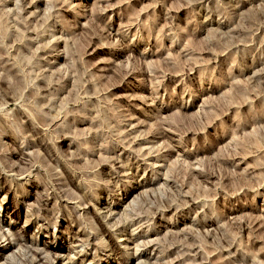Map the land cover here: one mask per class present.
I'll return each instance as SVG.
<instances>
[{
    "label": "rangeland",
    "instance_id": "1",
    "mask_svg": "<svg viewBox=\"0 0 264 264\" xmlns=\"http://www.w3.org/2000/svg\"><path fill=\"white\" fill-rule=\"evenodd\" d=\"M48 259L264 264V0H0V264Z\"/></svg>",
    "mask_w": 264,
    "mask_h": 264
},
{
    "label": "bare ground",
    "instance_id": "2",
    "mask_svg": "<svg viewBox=\"0 0 264 264\" xmlns=\"http://www.w3.org/2000/svg\"><path fill=\"white\" fill-rule=\"evenodd\" d=\"M14 241H12V240H10L9 241V244H8V246H13V245H15V242H19L18 240H21V238H18L17 236H15L14 238ZM19 244V243H18ZM21 246H23L22 244H21ZM149 246V245H148ZM139 247V246H138ZM24 250V249H23ZM37 250V249H36ZM38 253V252H37ZM41 252L39 251V254H40ZM39 256V255H38ZM35 258H37V255H36V257ZM47 262V264H53L54 262H53V260L52 259H48V261H46Z\"/></svg>",
    "mask_w": 264,
    "mask_h": 264
}]
</instances>
